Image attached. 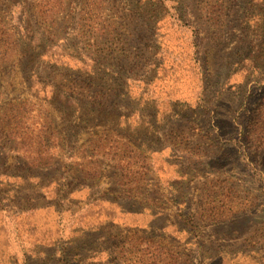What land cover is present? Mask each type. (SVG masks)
I'll use <instances>...</instances> for the list:
<instances>
[{
  "label": "rangeland",
  "instance_id": "rangeland-1",
  "mask_svg": "<svg viewBox=\"0 0 264 264\" xmlns=\"http://www.w3.org/2000/svg\"><path fill=\"white\" fill-rule=\"evenodd\" d=\"M0 264H264V0H0Z\"/></svg>",
  "mask_w": 264,
  "mask_h": 264
}]
</instances>
